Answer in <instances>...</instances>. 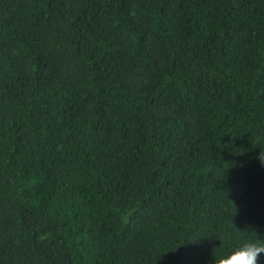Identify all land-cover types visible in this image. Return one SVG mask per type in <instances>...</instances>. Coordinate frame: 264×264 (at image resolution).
Masks as SVG:
<instances>
[{
  "label": "trees",
  "instance_id": "trees-1",
  "mask_svg": "<svg viewBox=\"0 0 264 264\" xmlns=\"http://www.w3.org/2000/svg\"><path fill=\"white\" fill-rule=\"evenodd\" d=\"M261 150L264 0H0V264H212Z\"/></svg>",
  "mask_w": 264,
  "mask_h": 264
},
{
  "label": "clouds",
  "instance_id": "clouds-1",
  "mask_svg": "<svg viewBox=\"0 0 264 264\" xmlns=\"http://www.w3.org/2000/svg\"><path fill=\"white\" fill-rule=\"evenodd\" d=\"M257 159L264 164V150H261ZM261 253H264V239H244L227 251L213 252L212 264H258Z\"/></svg>",
  "mask_w": 264,
  "mask_h": 264
}]
</instances>
